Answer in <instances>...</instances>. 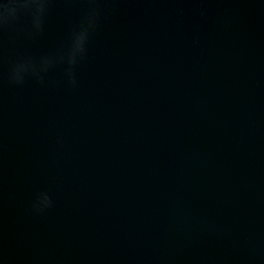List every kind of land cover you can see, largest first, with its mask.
I'll return each mask as SVG.
<instances>
[{
    "label": "water",
    "instance_id": "1",
    "mask_svg": "<svg viewBox=\"0 0 264 264\" xmlns=\"http://www.w3.org/2000/svg\"><path fill=\"white\" fill-rule=\"evenodd\" d=\"M96 3L0 26V264H264V0Z\"/></svg>",
    "mask_w": 264,
    "mask_h": 264
},
{
    "label": "clouds",
    "instance_id": "2",
    "mask_svg": "<svg viewBox=\"0 0 264 264\" xmlns=\"http://www.w3.org/2000/svg\"><path fill=\"white\" fill-rule=\"evenodd\" d=\"M89 3L91 4V11L81 21L80 25L73 30L66 52L56 58L52 56L43 57L38 64L29 60L14 66L11 76L14 83L21 84L27 75H39L40 72H46L54 62H59L67 63L69 66L67 71L69 82L75 85L73 68L86 56L92 34L99 21V5L96 0H89ZM48 6L49 0H0V26L11 24L20 15L28 14L32 17L35 30L39 32L42 30L43 19ZM51 207V198L44 194L38 198L34 210L43 213Z\"/></svg>",
    "mask_w": 264,
    "mask_h": 264
}]
</instances>
